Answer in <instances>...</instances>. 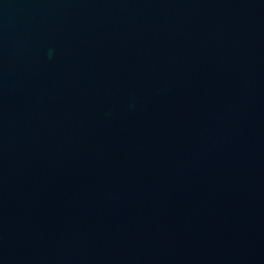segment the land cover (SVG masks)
<instances>
[{
    "label": "water",
    "instance_id": "95a60500",
    "mask_svg": "<svg viewBox=\"0 0 264 264\" xmlns=\"http://www.w3.org/2000/svg\"><path fill=\"white\" fill-rule=\"evenodd\" d=\"M0 264H264V0H0Z\"/></svg>",
    "mask_w": 264,
    "mask_h": 264
}]
</instances>
